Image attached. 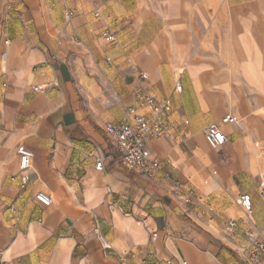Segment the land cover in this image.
Returning a JSON list of instances; mask_svg holds the SVG:
<instances>
[{"label": "crops", "instance_id": "crops-1", "mask_svg": "<svg viewBox=\"0 0 264 264\" xmlns=\"http://www.w3.org/2000/svg\"><path fill=\"white\" fill-rule=\"evenodd\" d=\"M263 82L264 0H0V264H248L244 232L264 237ZM141 87L172 105L148 146L182 192L127 165L105 131Z\"/></svg>", "mask_w": 264, "mask_h": 264}, {"label": "built area", "instance_id": "built-area-1", "mask_svg": "<svg viewBox=\"0 0 264 264\" xmlns=\"http://www.w3.org/2000/svg\"><path fill=\"white\" fill-rule=\"evenodd\" d=\"M108 33V32H106ZM146 73L141 74L142 79H146ZM41 86L37 85L34 89L40 90ZM177 90L182 89L181 84L177 83ZM146 109L147 111H140ZM172 105L165 97H159L145 87H141L135 93V103L128 107L125 117L121 121H107L105 123V131L112 139L124 160L130 167L140 170L150 177H157L158 172H162L160 179L168 181L174 192H182L185 190L184 183L180 180L173 179L168 173L162 171L161 162L152 156L148 146L150 140L159 138L168 132L167 115L171 111ZM223 122H238V120L228 115L222 119ZM206 139L214 148L221 147L228 139L227 134L218 122H213L206 129ZM17 153L25 159L33 157V152L29 149L20 147ZM98 169H102L103 161L96 163ZM16 176L12 175L11 180H15ZM29 180L27 173L21 174L22 184H26ZM259 196L264 202V172L259 181ZM186 197L194 196V192L187 190L184 193ZM36 199L45 206L52 203V198L44 191L36 194ZM241 206L243 214L248 221L254 211V201L250 193H240L237 199ZM12 211H16L15 206H11ZM225 230L230 235H236L239 232L238 220L231 219L226 223ZM94 232L98 235L104 247L110 248L109 240L100 231L97 221L94 225ZM246 242L239 247L240 253L248 264H264V237L262 232L253 223L252 227L244 232ZM144 264H150L145 262ZM187 264V261H184Z\"/></svg>", "mask_w": 264, "mask_h": 264}, {"label": "rangeland", "instance_id": "rangeland-1", "mask_svg": "<svg viewBox=\"0 0 264 264\" xmlns=\"http://www.w3.org/2000/svg\"><path fill=\"white\" fill-rule=\"evenodd\" d=\"M257 156L260 159V161L262 162L261 172L263 173L264 172V150L259 151Z\"/></svg>", "mask_w": 264, "mask_h": 264}, {"label": "bare ground", "instance_id": "bare-ground-1", "mask_svg": "<svg viewBox=\"0 0 264 264\" xmlns=\"http://www.w3.org/2000/svg\"><path fill=\"white\" fill-rule=\"evenodd\" d=\"M263 77V76H262ZM263 79V78H262ZM264 83V82H263Z\"/></svg>", "mask_w": 264, "mask_h": 264}]
</instances>
